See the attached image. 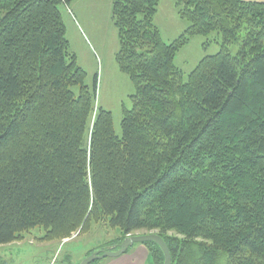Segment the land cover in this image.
<instances>
[{
    "label": "trees",
    "instance_id": "1",
    "mask_svg": "<svg viewBox=\"0 0 264 264\" xmlns=\"http://www.w3.org/2000/svg\"><path fill=\"white\" fill-rule=\"evenodd\" d=\"M71 1L0 0V244L104 221L118 244L155 231L171 264H264V1L173 0L188 26L166 43L161 0H110L135 88L119 136L66 37ZM211 32L219 51L184 80L174 55Z\"/></svg>",
    "mask_w": 264,
    "mask_h": 264
},
{
    "label": "rangeland",
    "instance_id": "2",
    "mask_svg": "<svg viewBox=\"0 0 264 264\" xmlns=\"http://www.w3.org/2000/svg\"><path fill=\"white\" fill-rule=\"evenodd\" d=\"M157 10L153 22L163 40L169 43L183 33L188 21L179 17L173 0H161ZM61 12L70 48L75 51L79 64L82 63L84 67H81L87 72L85 83L91 89L96 85L94 106L110 110L113 128L119 136L122 132V108L130 109L132 106L130 95L134 94L135 88L129 77L118 69L114 59L118 35L112 21L111 1L72 0L67 6L61 7ZM238 48V43L232 44L230 53L236 54ZM219 49L220 35L217 32H211L208 36L196 34L174 55V63L182 70L183 79L186 80L188 73L202 57L216 53ZM135 232L145 233L141 230ZM43 234V227H35L24 232L19 241L0 244V264H79L94 251L118 245L121 233L118 228L100 221L91 222L88 232H74L66 240L40 242L39 238ZM144 255L141 244L136 242L122 255L106 256L90 264H130L132 260L136 264L146 257Z\"/></svg>",
    "mask_w": 264,
    "mask_h": 264
},
{
    "label": "water",
    "instance_id": "3",
    "mask_svg": "<svg viewBox=\"0 0 264 264\" xmlns=\"http://www.w3.org/2000/svg\"><path fill=\"white\" fill-rule=\"evenodd\" d=\"M147 241H152L156 243L162 251V254H164V260L162 264H171V254L169 252L166 242L163 241L160 235L152 231L147 233L128 234L118 245H114L113 248L94 251L90 253V255H88L85 259H83L79 264H90L91 262L102 259L106 256L113 257L122 255L125 253V251H127L130 246H133L136 242L143 243Z\"/></svg>",
    "mask_w": 264,
    "mask_h": 264
},
{
    "label": "crops",
    "instance_id": "4",
    "mask_svg": "<svg viewBox=\"0 0 264 264\" xmlns=\"http://www.w3.org/2000/svg\"><path fill=\"white\" fill-rule=\"evenodd\" d=\"M248 1H253V0H248ZM257 1H264V0H257ZM117 38H118V36H117ZM118 47V46H117ZM119 48V47H118ZM118 48H117V50H118ZM116 50V51H117ZM115 54H116V52H115ZM115 54H114V56H115ZM77 56V55H76ZM77 60H78V56H77ZM81 65L84 67V65L81 63ZM95 76H96V79H97V74L95 73ZM139 244H141V248H143L144 249V252H145V255L144 256H146V257H142L143 259L140 261V260H138L137 261V263L136 264H139L138 262L140 261V264H147V262H148V264L150 263L148 260H149V255H148V253H147V249L145 248V246L144 245H142V243H139ZM128 250V249H127ZM125 252H127V251H125ZM120 257H122V256H120ZM111 258V257H110ZM130 264H134V261L132 260L131 262H130Z\"/></svg>",
    "mask_w": 264,
    "mask_h": 264
},
{
    "label": "bare ground",
    "instance_id": "5",
    "mask_svg": "<svg viewBox=\"0 0 264 264\" xmlns=\"http://www.w3.org/2000/svg\"><path fill=\"white\" fill-rule=\"evenodd\" d=\"M87 257V256H86Z\"/></svg>",
    "mask_w": 264,
    "mask_h": 264
}]
</instances>
